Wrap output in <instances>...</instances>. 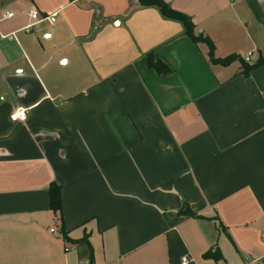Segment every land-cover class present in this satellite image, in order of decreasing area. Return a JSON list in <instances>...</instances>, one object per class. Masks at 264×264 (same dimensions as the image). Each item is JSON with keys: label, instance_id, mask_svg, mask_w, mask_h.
<instances>
[{"label": "crops", "instance_id": "0c3cea01", "mask_svg": "<svg viewBox=\"0 0 264 264\" xmlns=\"http://www.w3.org/2000/svg\"><path fill=\"white\" fill-rule=\"evenodd\" d=\"M164 1L241 59L139 0H0V264H264V0Z\"/></svg>", "mask_w": 264, "mask_h": 264}, {"label": "trees", "instance_id": "16d2710c", "mask_svg": "<svg viewBox=\"0 0 264 264\" xmlns=\"http://www.w3.org/2000/svg\"><path fill=\"white\" fill-rule=\"evenodd\" d=\"M139 2L142 5L157 6L164 16L181 21L184 24L186 35L190 37V39L193 42L195 43L204 42L208 45L209 58L211 62L222 64V65H229L232 62L241 59L240 56L237 54H231L224 58H217L215 56V45L213 41L210 38L204 36L203 34L196 35L194 31L195 25L191 17L172 9L170 5L166 3L164 0H139ZM147 65L149 66V68L155 70L159 75H166L170 72V67L166 63H164L162 60L157 59L152 52L147 55ZM262 65H264V58H260L254 64L244 63L242 73L244 76L247 77L252 70L257 69L258 67ZM49 198H50L51 210L60 219L62 235L64 238H68L67 231L64 225L63 213H62V187L56 183H52L49 187ZM177 215L199 217L197 214H195L192 211V209L190 208L188 204H184L183 207L177 212ZM76 242L77 243L85 242L89 244V241L87 238L77 240ZM204 256L206 258H214V259L221 258L220 253H216L211 250L205 253ZM90 262L91 264H93V249L92 248H91Z\"/></svg>", "mask_w": 264, "mask_h": 264}, {"label": "built area", "instance_id": "2783aa9c", "mask_svg": "<svg viewBox=\"0 0 264 264\" xmlns=\"http://www.w3.org/2000/svg\"><path fill=\"white\" fill-rule=\"evenodd\" d=\"M233 1V0H231ZM13 13L12 12H5L4 14V18H12L13 17ZM30 19L32 20V22L30 24H28L26 27H24L23 30L30 32L33 28V26L39 22H49L51 24L56 22V15L52 14V15H47V16H43L39 13L38 10H32L29 13ZM1 15H0V21H1ZM251 53H248L245 57V60L247 62H250L251 60ZM27 119V109L23 108V107H17L15 109V111L13 112V114L11 115V120L13 121H17V120H21L24 121ZM182 264H189V257L187 255L182 257Z\"/></svg>", "mask_w": 264, "mask_h": 264}]
</instances>
